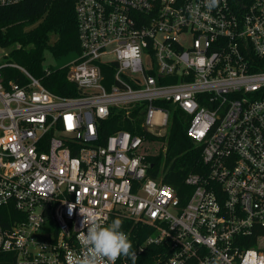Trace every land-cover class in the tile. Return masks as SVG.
Wrapping results in <instances>:
<instances>
[{
	"label": "built area",
	"instance_id": "1",
	"mask_svg": "<svg viewBox=\"0 0 264 264\" xmlns=\"http://www.w3.org/2000/svg\"><path fill=\"white\" fill-rule=\"evenodd\" d=\"M75 12L79 96L0 65V264H68L84 216L132 222L147 235L137 261L153 254L142 264H264V0H75ZM7 66L27 84H6ZM156 103L188 115L202 149L187 194L153 177L145 137L101 134L116 113L161 136L170 111Z\"/></svg>",
	"mask_w": 264,
	"mask_h": 264
},
{
	"label": "trees",
	"instance_id": "2",
	"mask_svg": "<svg viewBox=\"0 0 264 264\" xmlns=\"http://www.w3.org/2000/svg\"><path fill=\"white\" fill-rule=\"evenodd\" d=\"M0 46L12 48L3 65L24 68L41 81L47 90L60 97L80 95L77 86L68 80V66L44 68L47 52L57 60L81 52L75 0H25L17 5L0 7ZM2 76L6 84L14 82L24 86L28 82L19 69L11 66L2 70ZM156 105L167 107L170 111L165 136L146 133L141 129L139 120L133 122L116 113L101 124V134L106 136L117 130H126L133 135L145 137L149 142L165 144V149L163 147L157 154L146 155L145 161L153 165L151 171L154 178H161L181 195L187 194L191 188L185 187L183 183L189 173L200 171L202 149L188 136L191 121L188 115L170 104ZM186 200L184 198L183 201ZM124 223L122 230L133 234L132 244L137 246L142 243L147 235L136 234L132 222ZM151 253H147L140 261L152 258ZM140 261H136V264H142Z\"/></svg>",
	"mask_w": 264,
	"mask_h": 264
},
{
	"label": "clouds",
	"instance_id": "3",
	"mask_svg": "<svg viewBox=\"0 0 264 264\" xmlns=\"http://www.w3.org/2000/svg\"><path fill=\"white\" fill-rule=\"evenodd\" d=\"M218 5L219 0H206L209 10ZM122 225L119 217L107 223L94 216H84L82 227H86V231L79 237L82 254L69 257L68 264H115L120 257L130 258L132 264H136V252Z\"/></svg>",
	"mask_w": 264,
	"mask_h": 264
},
{
	"label": "rangeland",
	"instance_id": "4",
	"mask_svg": "<svg viewBox=\"0 0 264 264\" xmlns=\"http://www.w3.org/2000/svg\"><path fill=\"white\" fill-rule=\"evenodd\" d=\"M11 50H12L11 47L3 48L0 46V64H4L7 61V56L9 55ZM75 58H76V55H70V56L64 57L60 60H57L51 55V53L47 52L45 55L44 68L45 69H50V68L57 69V68L65 67V66L69 67L71 62ZM154 131L159 132L160 130L155 128ZM167 131H168V127L165 130L164 129L161 130L160 131L161 136H165L167 134ZM163 147L165 149V144H163L162 142H150L148 149H147L148 154L155 155Z\"/></svg>",
	"mask_w": 264,
	"mask_h": 264
}]
</instances>
